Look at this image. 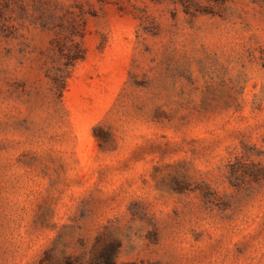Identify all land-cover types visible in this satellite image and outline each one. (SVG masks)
Instances as JSON below:
<instances>
[{
  "label": "rangeland",
  "instance_id": "1",
  "mask_svg": "<svg viewBox=\"0 0 264 264\" xmlns=\"http://www.w3.org/2000/svg\"><path fill=\"white\" fill-rule=\"evenodd\" d=\"M0 264H264V0H0Z\"/></svg>",
  "mask_w": 264,
  "mask_h": 264
}]
</instances>
